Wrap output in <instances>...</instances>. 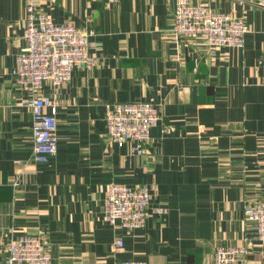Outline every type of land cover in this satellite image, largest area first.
<instances>
[{"label":"crops","instance_id":"crops-1","mask_svg":"<svg viewBox=\"0 0 264 264\" xmlns=\"http://www.w3.org/2000/svg\"><path fill=\"white\" fill-rule=\"evenodd\" d=\"M26 1L0 0V259L12 240L39 235L55 264H213L236 245L248 247L245 264H264L244 213L264 202V0H189L248 24L243 48L220 49L174 34L177 0H42L55 23L92 32L98 59L40 92L58 122L46 163L33 160V114L12 74ZM126 102L161 110L142 155L107 134V105ZM109 182L147 185L168 214L134 230L107 223Z\"/></svg>","mask_w":264,"mask_h":264},{"label":"built area","instance_id":"built-area-1","mask_svg":"<svg viewBox=\"0 0 264 264\" xmlns=\"http://www.w3.org/2000/svg\"><path fill=\"white\" fill-rule=\"evenodd\" d=\"M42 0H27L23 22L25 44L15 57L13 76L17 86L28 97L22 102L33 114L32 157L37 163H46L57 153L56 103L50 96H41L46 85L53 88L68 83L74 68L93 69L98 59L90 53V31L73 22L55 23L40 9ZM116 4L120 0H106ZM172 30L176 36L204 37L208 47L243 48L249 26L242 17L216 11L204 4L194 5L189 0H177ZM50 110L52 112H50ZM161 120L159 106L149 102L112 103L107 105L106 128L108 137L118 143L131 142L138 155ZM164 216L167 208L153 207L147 185H128L109 182L104 202V220L121 224L128 230L143 228L150 214ZM245 219L255 226L256 240L264 245V202L248 205ZM117 249L123 241L115 242ZM0 264H55L50 251L39 235H22L6 247ZM248 247L220 246L213 264H245ZM119 264H146L137 260H123Z\"/></svg>","mask_w":264,"mask_h":264}]
</instances>
